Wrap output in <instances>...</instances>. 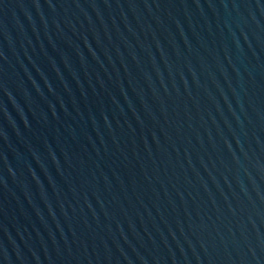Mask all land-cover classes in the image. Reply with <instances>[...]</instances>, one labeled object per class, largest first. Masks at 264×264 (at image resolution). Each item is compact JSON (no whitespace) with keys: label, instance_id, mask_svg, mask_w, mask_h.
Instances as JSON below:
<instances>
[{"label":"water","instance_id":"obj_1","mask_svg":"<svg viewBox=\"0 0 264 264\" xmlns=\"http://www.w3.org/2000/svg\"><path fill=\"white\" fill-rule=\"evenodd\" d=\"M0 264H264V0H0Z\"/></svg>","mask_w":264,"mask_h":264}]
</instances>
